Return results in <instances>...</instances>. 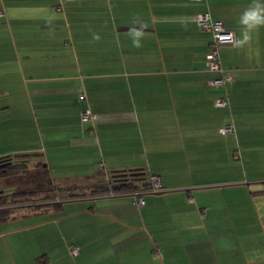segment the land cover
I'll list each match as a JSON object with an SVG mask.
<instances>
[{"label": "crops", "instance_id": "crops-1", "mask_svg": "<svg viewBox=\"0 0 264 264\" xmlns=\"http://www.w3.org/2000/svg\"><path fill=\"white\" fill-rule=\"evenodd\" d=\"M250 2L0 0V157L37 152L61 186L146 175L1 221L0 264H264V28L236 45ZM204 11L234 36L220 86Z\"/></svg>", "mask_w": 264, "mask_h": 264}, {"label": "trees", "instance_id": "trees-1", "mask_svg": "<svg viewBox=\"0 0 264 264\" xmlns=\"http://www.w3.org/2000/svg\"><path fill=\"white\" fill-rule=\"evenodd\" d=\"M226 29L228 28L226 27ZM210 34L211 38L208 44V51L205 55L206 68L208 71L210 70L207 67L206 56L207 53H209V51L214 48L213 36L211 32ZM222 44L224 43L219 44L217 47L219 53V61V48ZM22 156H24L22 159L12 156L0 157V180L11 181L12 183H8L7 185H13L15 188L12 191H6L4 188L0 189L2 190L0 192V222L9 219L12 215L23 210L45 211L51 208L54 210H58L61 208L63 200L69 197L84 195H104L113 192L116 193L120 191L135 190L140 188L138 182L140 180L143 181L142 179L146 178L145 172L138 171V175L144 178L132 179L130 178L129 171L126 174L127 178L122 180H114L113 177L112 179L110 177V180L108 181L93 183L85 186H61L52 182L50 172L47 170V168H45V163L41 161V159L39 160L40 157H37V152L29 155L32 157H29L28 154H24ZM33 157H35L39 161L34 164L32 171L29 166L31 160L34 159ZM142 185L147 186L148 184L143 183ZM258 192L264 193V189ZM138 198H136V203Z\"/></svg>", "mask_w": 264, "mask_h": 264}, {"label": "built area", "instance_id": "built-area-1", "mask_svg": "<svg viewBox=\"0 0 264 264\" xmlns=\"http://www.w3.org/2000/svg\"><path fill=\"white\" fill-rule=\"evenodd\" d=\"M196 22L201 25L206 30L210 31L213 36V45L214 48H212L209 53H207V67L210 71L218 72L220 73L219 76L214 77L210 80H208L209 84L220 86L224 85L226 82V79L229 77L227 75H223L221 64L219 61V53H218V45L221 43H229L233 41V33L226 29L224 24L217 19H214L211 17L209 12H204L197 14L195 16ZM228 103V99L225 97H220L214 100V105L216 106H223ZM95 115L91 113L89 109H85L81 112V118L83 120H90L93 119ZM232 131V127L229 125H226L224 127L220 128V132H230ZM151 182L153 185V189L160 188V181L156 176L151 177ZM143 201L141 198L137 199V203L141 204ZM72 253H75L77 251V246L72 245L71 250Z\"/></svg>", "mask_w": 264, "mask_h": 264}, {"label": "clouds", "instance_id": "clouds-1", "mask_svg": "<svg viewBox=\"0 0 264 264\" xmlns=\"http://www.w3.org/2000/svg\"><path fill=\"white\" fill-rule=\"evenodd\" d=\"M240 36L236 40L237 46H243L252 39V34L260 28H264V0H251L248 6L241 12L238 18ZM140 33H136L134 46H139L138 38Z\"/></svg>", "mask_w": 264, "mask_h": 264}, {"label": "water", "instance_id": "water-1", "mask_svg": "<svg viewBox=\"0 0 264 264\" xmlns=\"http://www.w3.org/2000/svg\"><path fill=\"white\" fill-rule=\"evenodd\" d=\"M126 174L127 173H116V174L113 175V178H114V180L126 179L127 178ZM129 174H130V178H132V179H142V178H144V177L138 175V171H131ZM1 191L2 190H0V192Z\"/></svg>", "mask_w": 264, "mask_h": 264}, {"label": "rangeland", "instance_id": "rangeland-1", "mask_svg": "<svg viewBox=\"0 0 264 264\" xmlns=\"http://www.w3.org/2000/svg\"><path fill=\"white\" fill-rule=\"evenodd\" d=\"M34 164H35V163H34ZM34 164H33V161L30 162V166H29V168L32 169V171H33ZM232 168H233V165L230 163V169H232ZM5 183L8 184V183H12V182L9 181V180H6ZM5 183H4L3 180H2V186H3L2 188H4L6 191H12V190L15 189L13 185H5ZM0 184H1V183H0Z\"/></svg>", "mask_w": 264, "mask_h": 264}]
</instances>
